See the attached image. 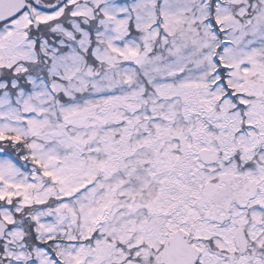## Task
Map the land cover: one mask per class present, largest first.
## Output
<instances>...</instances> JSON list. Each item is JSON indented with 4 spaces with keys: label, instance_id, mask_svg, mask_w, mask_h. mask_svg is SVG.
Here are the masks:
<instances>
[{
    "label": "snow or ice",
    "instance_id": "snow-or-ice-1",
    "mask_svg": "<svg viewBox=\"0 0 264 264\" xmlns=\"http://www.w3.org/2000/svg\"><path fill=\"white\" fill-rule=\"evenodd\" d=\"M0 264H264V0H0Z\"/></svg>",
    "mask_w": 264,
    "mask_h": 264
}]
</instances>
